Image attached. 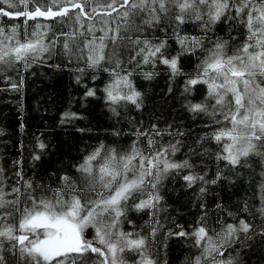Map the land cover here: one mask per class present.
Returning <instances> with one entry per match:
<instances>
[{
	"label": "snow or ice",
	"instance_id": "1",
	"mask_svg": "<svg viewBox=\"0 0 264 264\" xmlns=\"http://www.w3.org/2000/svg\"><path fill=\"white\" fill-rule=\"evenodd\" d=\"M20 5L23 10H18ZM4 17H23L25 26L9 27ZM37 18L60 27L53 31L51 25H28ZM192 22L201 35L181 34L182 26ZM220 25L228 29L227 39L216 35ZM154 29L166 36L170 32L179 47L170 50L168 39L150 35ZM197 52L198 62L186 72L182 60ZM61 57L65 66L75 64L81 100L102 99L118 122L130 107H144L136 77L151 81L163 66L168 92L180 80L183 107L209 118L205 124L209 130L195 144L203 149L214 142L217 150L189 146L190 151L198 158L207 153L219 166L209 177L195 172L190 159L173 160L182 141H161L165 134H185L170 131L172 125L161 130L156 124L133 127L129 133L114 125L110 135H127L130 143L101 140L73 166L79 179L65 173L55 188L25 179L23 160L17 159L15 182L0 167V264H160L156 238L162 230L165 239L191 240L196 251L184 264H240L237 249L257 238L264 243V0H0V79L11 90L19 92L24 79L13 82L9 71L19 73ZM197 86L205 88L200 100L195 99ZM83 118L66 111L60 122ZM46 149L36 137L32 161H39ZM255 168L259 207L253 211L247 200L238 207L241 213L258 216L259 225L220 203L216 209L233 222L221 223L218 215L210 227L201 203L203 211L192 225L165 229L160 223L163 197L158 189L169 172L187 169L183 181L189 188L198 184L202 196L211 185L234 184L230 176L237 170ZM129 212L148 217L142 229L135 230ZM123 224L133 230L124 231Z\"/></svg>",
	"mask_w": 264,
	"mask_h": 264
},
{
	"label": "trees",
	"instance_id": "2",
	"mask_svg": "<svg viewBox=\"0 0 264 264\" xmlns=\"http://www.w3.org/2000/svg\"><path fill=\"white\" fill-rule=\"evenodd\" d=\"M6 7V5H5ZM31 7V5L29 6ZM23 10V5L18 7ZM10 27L12 24L24 27L23 17L10 19L2 18ZM51 25L56 31L60 25L55 21L37 18L36 21H29L33 24ZM31 27H29V31ZM65 30H69L65 25ZM100 33L98 32L97 35ZM183 35L199 36L200 28L194 23L182 26ZM154 38L168 39L170 50H176L179 46L171 38L169 32L167 36L159 31L153 30L150 33ZM216 35L224 39L228 38V29L220 25L216 29ZM234 35H239L234 33ZM242 39V36H241ZM239 41H237L238 43ZM197 52L182 60L184 70L192 71L198 62ZM127 54H125V58ZM60 65V67H55ZM160 75L151 81L136 77L137 87L144 94V107L141 110L130 107L122 113V119L112 116L102 99L89 98L82 101L83 89L76 83L75 64L65 66L64 58H54L45 60L43 63L34 64L31 68L22 69L19 73L9 71L13 82H19V77L24 79L23 86L19 92L11 90L8 82L0 79V167L5 169L11 182H15V166L13 161L23 160V171L25 179H31L36 183L55 188L59 185V177L65 173L79 179V174L75 171L74 165L80 158L99 143L101 140L106 143H116L126 146L130 143V137L111 136L110 133L115 125L129 133L133 127L149 128L156 124L161 130H179L185 135L170 136L165 134L162 143L182 141L183 147L173 160L181 161L190 159L195 165V172H203L211 177L219 166L214 159H210L207 153L199 156L193 155L189 146H195L199 151L207 149L209 152L216 151L215 143H205L203 149L195 144L196 140L203 136L209 129L205 127L208 117L204 115H193L183 107V100L180 94V80L173 86V92H168L169 79L163 66L158 69ZM102 79H106V74H101ZM99 86L100 81L96 82ZM205 92L203 86H197L195 99H202ZM66 111L80 113L84 118L72 123L61 124V116ZM23 125V128H21ZM84 128L91 131L79 132L77 129ZM36 137L47 145V149L42 154L39 161L33 162L31 159L32 149L36 142ZM228 170H225L227 174ZM188 170L171 171L166 174L160 182L159 193L163 197L160 201L158 218L165 229L173 227L174 224L192 225L196 222L203 211L199 204L206 205L208 212L209 226H215V219L221 216V223L231 218H226L216 209V204L224 205L227 211L237 215H246L252 219L256 225L260 224V218H253L252 213H241L239 205L245 200L249 207L255 211L259 207V198L255 193L258 189L254 186V179L258 181L259 169L237 170L236 176H230V180L235 183H219L209 186L208 192L199 194V185L192 188L186 186L182 176ZM9 181H6V184ZM128 217L134 221L135 230L144 227V221L148 219L143 213L129 212ZM124 231L133 230V226L122 225ZM89 238L93 235L89 232ZM156 247L158 248L157 258L160 264H184L185 259L196 250L191 247V240L179 237H169L165 239L163 230L157 234ZM240 264H264V243L259 239H253L250 244L237 249Z\"/></svg>",
	"mask_w": 264,
	"mask_h": 264
}]
</instances>
